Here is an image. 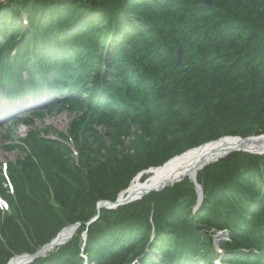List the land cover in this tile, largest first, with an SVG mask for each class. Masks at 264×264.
<instances>
[{
    "label": "trees",
    "instance_id": "16d2710c",
    "mask_svg": "<svg viewBox=\"0 0 264 264\" xmlns=\"http://www.w3.org/2000/svg\"><path fill=\"white\" fill-rule=\"evenodd\" d=\"M205 1L0 0V95L46 90L61 97L47 112L74 114L68 136L32 130L35 112L24 137L7 140L20 154L12 191L0 168V264L76 224L29 264H264V155L233 152L198 171L195 211L186 178L97 209L189 150L264 135V0Z\"/></svg>",
    "mask_w": 264,
    "mask_h": 264
},
{
    "label": "bare ground",
    "instance_id": "6f19581e",
    "mask_svg": "<svg viewBox=\"0 0 264 264\" xmlns=\"http://www.w3.org/2000/svg\"><path fill=\"white\" fill-rule=\"evenodd\" d=\"M234 149L256 153L264 152V138L261 137L259 139L250 140L247 144L236 140L225 139L191 150L168 161L162 167L151 170L144 182L135 179L127 192L120 195V200H124L126 197L132 199L138 198L148 191L158 190L164 185L174 184L186 177L194 179L196 173L201 168L218 160ZM71 235L72 231L70 229L63 230L49 249L65 243L70 239ZM23 263L24 261L21 260L14 261V264Z\"/></svg>",
    "mask_w": 264,
    "mask_h": 264
},
{
    "label": "rangeland",
    "instance_id": "374dc122",
    "mask_svg": "<svg viewBox=\"0 0 264 264\" xmlns=\"http://www.w3.org/2000/svg\"><path fill=\"white\" fill-rule=\"evenodd\" d=\"M207 1L210 2L209 0H207ZM210 3H212V2H210ZM209 9H213V8H209ZM39 104L40 103H36L35 101L23 102L22 104H19V107H17L19 113L16 114L14 116V118L11 120H5L4 121L3 119H5V117L1 118V116H0V120H1L0 121V166L1 167L5 163H10V162L13 163L15 161V159L18 157V155L20 154L19 150L6 152L5 147L8 146L9 142L5 141V136H6V134L10 133V138H13V137L23 138L24 137V135L29 131V129L31 127H27L25 125H19V126L13 128L14 122H17L18 120L22 119L23 117H26V116H28L31 113H34L36 111L40 112L41 113L40 117H35V116L32 117V122L34 123V127L32 128V130L36 129V130L47 131L49 134V139L51 137H53L54 139H58L59 133L64 134V132L67 131V129L69 127V122L74 117L73 113H71V112L68 113L67 111H49V112H47L46 110L48 108L47 107L48 105L44 106V104L45 105L48 104V101L47 102L45 101L42 106ZM49 105L51 107V104H49ZM32 108H34V109H32ZM100 130L101 129H98L99 132L102 131V130L101 131ZM218 140H220V139H218ZM68 142L70 144H74L72 146V149L70 150L73 153L75 150L74 146H76V144H75L74 140L72 141L71 139H69ZM233 152H243V151H241V150L237 151V149H234V150H231L228 153H226L222 158H224L225 156H227ZM245 153H248V152H245ZM248 154H253V153H248ZM256 155H259V154H256ZM210 164H212V163H210ZM148 173L149 172L146 171L143 173V175L140 174V176H139L140 182H142L141 181L142 179L145 180L148 177ZM141 175H142V177H141ZM186 179H188L192 182L191 178L186 177ZM7 189H8V191H10L9 190V184H7ZM197 193H198V198H199L200 194H199L198 190H197ZM144 196H146V195H141L139 197V199H137L135 201L140 200ZM0 197H1V195H0ZM226 240H227V237H226L225 233H215L213 236V242H214L215 246L222 243L223 241H226Z\"/></svg>",
    "mask_w": 264,
    "mask_h": 264
},
{
    "label": "water",
    "instance_id": "95a60500",
    "mask_svg": "<svg viewBox=\"0 0 264 264\" xmlns=\"http://www.w3.org/2000/svg\"><path fill=\"white\" fill-rule=\"evenodd\" d=\"M205 6L208 7V8H213V7H214V5H213L212 3H210V2H208V1L205 2ZM183 56H184V49H183V45L180 44L179 47H178V49H177V51H176V63H175V66H176L177 68H180V67H181V65H182V61H183ZM261 137L264 138V136H261ZM261 137H257V138H248V139H240V138H224V139H220V140H218V141H216V142H220V141H223V140H225V139H230V140H236V141H238V142H242V143L247 144V143H249L250 140L259 139V138H261ZM212 143H215V142H212ZM210 144H211V143H210ZM237 151H240V150H237ZM241 151H243V152H248V151H245V150H241ZM248 153H253V154H264V152H261V153L248 152ZM192 181H194V180H192ZM165 187H168V185H164V186L160 187L158 190L148 191V192H146L144 195H146L147 193H150V192H159V191H161L162 189H164ZM196 187L199 189L198 186H196ZM135 199H139V198H134V199H132V198H128V197H126L124 200H120V199L118 198V199L115 201V203L104 202L103 204L98 205V208H99V209H100V208L114 209V208H116V207H118V206H120V205H124V204H126V203L131 202V201H134ZM75 228H76V226H73V227H69L68 229H70V230L72 231V234H73ZM57 237H58V235H57ZM57 237H56V238H57ZM56 238H55L53 241H51L48 245L44 246L41 250H39L38 252H36L34 255H32V256H30V255H23V256L15 257V258L11 259V260L9 261L8 264H14V261H16V260L24 261L23 264H25V263L30 262V261H31L32 259H34V258L44 256V254L48 251V249L53 245V243L55 242Z\"/></svg>",
    "mask_w": 264,
    "mask_h": 264
}]
</instances>
